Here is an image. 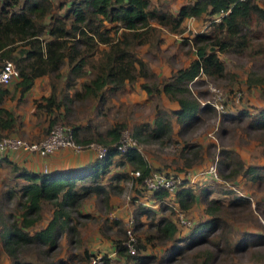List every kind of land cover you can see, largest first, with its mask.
Returning <instances> with one entry per match:
<instances>
[{
	"label": "trees",
	"instance_id": "trees-1",
	"mask_svg": "<svg viewBox=\"0 0 264 264\" xmlns=\"http://www.w3.org/2000/svg\"><path fill=\"white\" fill-rule=\"evenodd\" d=\"M203 15L212 17L210 30L195 33L190 39L195 57L159 84L141 83L148 94L164 93L178 104L173 112L182 130L197 122L201 112L215 110L210 104H202L189 84L202 76L221 78L226 75V65L219 53H240L247 49L252 40L249 34L251 28H264V0H188L180 5L176 13L154 6L151 0H0V63L2 65L5 60L14 62L18 69L14 86L21 93L29 90L37 77H49L51 93L35 103L38 111L49 116V132L55 123L67 117L73 101L94 98L101 103L106 94L123 90L128 83L139 78H153L154 73L147 62L136 54V48L144 44L157 46L161 41L160 29L182 32L185 18H200ZM211 47L214 49L210 50ZM252 73L245 81L248 87L262 83L260 79L251 80ZM60 78L65 82V90L57 97L56 82ZM3 87L0 86V137L10 135L9 132L17 124L15 113L1 105V96L6 90ZM69 89L73 91L69 92ZM61 108L65 109V116ZM222 115L226 121H243L249 129L261 130V143L264 144V109L249 112L245 108L236 113L224 110ZM71 127L76 141L97 142L105 147V155L95 157L92 163L82 168L58 173L30 171L0 155V167L10 168L14 179L21 180L16 182L18 199L25 202L21 215L19 212L11 223L1 224L3 244L13 258L12 264H31L18 262L12 254L18 244L52 247L60 232L74 230L75 227L69 225L72 217L65 208L76 206L90 195L107 198L108 185L102 179L111 165L129 163L133 171H138L139 174L133 177L141 185L151 171H158L151 170L135 146L121 147L122 134L128 129L125 122H114L104 134L80 123ZM143 129L148 130V136L155 138L166 131L171 132L172 126L170 121L158 115L151 127L144 124L135 126L129 133L130 137L136 139ZM3 131L6 133L2 134ZM185 165L190 167L191 163ZM215 165L222 182L235 181L238 176L252 182H262L263 179V165L245 164L239 154L230 148L218 150ZM89 178L90 182L86 183ZM128 178V173L124 172L112 176L117 180ZM217 183L214 180L203 185L197 196L192 184L181 181L173 196L180 212L185 216L183 210H187L199 197L207 215L188 227L177 218L174 221L170 215L157 217L151 207L138 205L134 210L135 221L138 222L141 216L151 220V230L144 239L147 242L172 240L181 225L192 227L191 240H207L209 234L219 228L222 232L226 221L218 211L225 206V202L211 197L212 193L227 195V205L238 208L247 207L251 202L246 196L234 195L233 189L216 188ZM145 192L149 194L150 201L161 203L159 208L162 210L169 207L174 211L178 209L176 204L173 207L164 203L169 195L167 190ZM6 193L11 197L16 190L10 188ZM49 204L53 208L49 221L44 227L34 229L40 217L39 210ZM249 236L250 240L264 241L262 234ZM127 238L125 233L124 238L112 240L116 253L139 263L152 258L148 254H139L144 248L139 237L133 243L135 252L130 253L123 244ZM241 245L238 243L236 247ZM107 261L104 256L103 263L107 264Z\"/></svg>",
	"mask_w": 264,
	"mask_h": 264
},
{
	"label": "rangeland",
	"instance_id": "rangeland-1",
	"mask_svg": "<svg viewBox=\"0 0 264 264\" xmlns=\"http://www.w3.org/2000/svg\"><path fill=\"white\" fill-rule=\"evenodd\" d=\"M151 1L154 6L177 12L180 5L188 0ZM211 19L212 17L203 15L192 21L184 20L182 32L160 29L161 41L157 46L144 44L135 50L136 54L147 62L155 75L153 78H139L133 83H128L123 90L106 94L101 103L94 98L75 100L70 105L67 117L55 124L74 126L80 123L104 134L114 122H125L128 127L122 136L125 144L135 146L151 170L175 173L182 180L187 174H196L192 185L197 196L203 185L214 181L204 171L215 163L221 148L235 150L245 164L264 166L262 131L249 129L243 121H226L222 115L224 110L236 113L245 108L249 112L264 109V28H251L249 34L252 35V40L244 52L219 53L226 65L227 73L224 77L202 76L189 84L198 100L202 104H212L215 110L201 112L199 120L185 129H180L173 112L178 108V104L168 99L164 93L148 94L141 87V83L146 81L149 84H159L178 67L187 65L195 57L190 39L195 33L208 32ZM259 47H262L261 50H258ZM251 72V80L260 79L262 83L248 87L245 81ZM40 81L36 87L37 101L51 93L49 77H42ZM64 90L65 82L60 78L56 82L57 97H60ZM72 91L69 89V92ZM214 105H223V108ZM61 110L65 116V109ZM36 113L33 122L25 125L28 126L29 136L26 135V130L25 135H13L30 141L45 137L50 128L49 118L38 110ZM158 115L171 122V132L166 131L154 138L147 135V129H143L136 139H130L129 133L135 126L144 124L151 127ZM187 162L191 163L190 167L185 165ZM117 172L128 173L129 178L112 179ZM133 172L129 163L121 166L111 165L102 179V182L108 185L107 198L103 195H90L76 206L65 208L72 217L69 225L74 226V230L60 232L56 244L52 247L34 243L18 244L11 251L17 257L16 260L31 264H91L90 256H100V264H104L103 257L106 256L107 264H264V241L250 240L249 236L264 235V170L261 172L262 182H252L241 176L232 182L216 180L219 184L216 188L233 189L234 195L246 196L251 202L247 207L238 208L227 205V195L212 193L211 197L221 198L225 202V206L218 211L226 221L222 232H219L222 230L219 228L212 231L207 240H191L189 236L192 227L185 228L181 225L174 239H157L153 242L144 239L146 233L151 230L150 217L141 216L136 222L135 208L138 205L151 207L157 217L170 215L174 221L179 219L180 212L177 211L181 209L179 210L172 195H168L164 203L173 207L176 204L177 211L170 207L162 210L159 208L161 203L152 204L149 194L134 179ZM17 181L21 180L14 179L10 168L0 167V264H12L13 259L3 244L1 224L11 223L19 212L21 215L24 210V200L18 199ZM85 182L89 183L90 178ZM10 188L16 190L11 197L6 193ZM203 209L204 204L198 197L183 212L185 218H189L194 225L207 217ZM52 210L50 204L39 210L40 217L34 229L47 224ZM128 229L131 230V237H134L135 242L139 237L144 245L139 254L151 255L152 258L148 262L139 263L116 253L112 240L124 238L125 233L129 238ZM238 243L242 245L237 248Z\"/></svg>",
	"mask_w": 264,
	"mask_h": 264
},
{
	"label": "built area",
	"instance_id": "built-area-1",
	"mask_svg": "<svg viewBox=\"0 0 264 264\" xmlns=\"http://www.w3.org/2000/svg\"><path fill=\"white\" fill-rule=\"evenodd\" d=\"M17 76H18V69L14 64V62L10 60H5L0 66V86L8 85ZM214 106H218V105H214ZM218 107L223 108V105H220ZM130 139L132 140L131 137ZM121 142H122V146H121L122 148L126 146H133L130 144H125L123 137L121 138ZM59 148H71L74 151H80L86 148L92 149V151H94L95 153V157L98 158L103 157L106 153L105 147L97 142L90 141V142L81 143L76 141L73 135L72 127L70 125H65V124H54L45 137L35 141L25 140L23 138L11 134L0 137V152L10 151V150L13 151L16 149H24L26 151L36 153L40 156H46L53 153ZM46 170L47 168H44V171ZM204 173L209 174L213 180H219L215 163L211 165V168L209 167L208 169H206ZM138 174H139L138 171L133 172L134 176H137ZM192 179L193 177L191 178L188 176L184 177V180L187 182H192ZM181 181L182 179L178 176V174L151 171L150 175L144 178L142 182V188L147 192H154L155 190L158 189H165L169 192V195L174 196L175 192L181 186ZM180 213H179L180 223L186 225L187 227L190 226L192 224L191 220L187 217L185 218V216L182 213L181 214ZM130 222L132 221L130 220ZM130 224L128 225L129 227L131 226ZM127 232L129 238H127V240L123 242V244H126L128 251L130 253H134L135 248L133 247V243L135 242V239L134 237H131L130 229H128ZM90 262L91 264H100L102 260L100 256L99 257L90 256Z\"/></svg>",
	"mask_w": 264,
	"mask_h": 264
},
{
	"label": "crops",
	"instance_id": "crops-1",
	"mask_svg": "<svg viewBox=\"0 0 264 264\" xmlns=\"http://www.w3.org/2000/svg\"><path fill=\"white\" fill-rule=\"evenodd\" d=\"M194 19V17H187L184 20L192 21ZM42 77L45 76L37 77L33 86L24 93H21L18 88H15L14 83L16 78L13 79L8 85L3 87L6 90L1 96V105L8 110H12L17 118L16 127L9 132L11 135H25L27 133L26 135L29 136V133L27 132L28 126L25 127V125L33 122L34 118L36 117L37 109L35 107V103L37 100H35V98L38 97V95L36 97V87L38 83H41L40 80ZM44 94L45 93H43V95ZM40 95L42 96V93H40ZM42 114L45 115L46 118H49V116L45 113ZM5 133L6 131L2 132V134ZM32 134L34 133H31V135ZM0 155L7 157L9 161L27 170L48 173H58L62 171L79 169L89 165L95 159L94 151L88 148L80 151H74L71 148H59L46 156H40L24 149H16L13 151L10 150L0 152ZM44 168H47V170L44 171ZM186 176L190 178L193 177L192 182L196 178L194 174H187ZM192 182L189 183L192 184ZM147 203L148 202H146V204ZM151 203L154 205L157 204V202L152 201Z\"/></svg>",
	"mask_w": 264,
	"mask_h": 264
},
{
	"label": "water",
	"instance_id": "water-1",
	"mask_svg": "<svg viewBox=\"0 0 264 264\" xmlns=\"http://www.w3.org/2000/svg\"><path fill=\"white\" fill-rule=\"evenodd\" d=\"M211 49H213V47H211Z\"/></svg>",
	"mask_w": 264,
	"mask_h": 264
}]
</instances>
